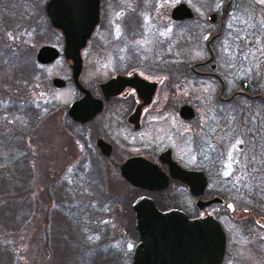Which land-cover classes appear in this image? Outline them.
<instances>
[{
    "label": "rangeland",
    "instance_id": "rangeland-1",
    "mask_svg": "<svg viewBox=\"0 0 264 264\" xmlns=\"http://www.w3.org/2000/svg\"><path fill=\"white\" fill-rule=\"evenodd\" d=\"M46 1L0 0V4H2L0 9V37L7 39L6 43H8V46L3 45V47L10 50V57H7L6 64L12 70L16 65L19 67L17 70L19 71L20 83H13L11 92L13 94L19 92L18 98L20 100L16 107L21 108L23 112L29 111V113L31 108L36 113L34 114L32 111L31 114L38 116L33 121H29L26 115L11 119L6 117L4 115L5 112L0 108V128L6 126L5 129L8 128L13 131L16 129V131L28 133L27 145L24 142V138V141L23 139H18V141L22 147L25 145L28 147L29 157H27L31 165L29 172L33 173L35 177L36 175L40 177L45 172L44 167H47V165L48 171L53 174V172L65 169L67 165L81 161L86 148L93 153L95 152L94 146L89 142L88 136L90 137V133L82 129L88 127L75 124L67 115L68 105L79 96L78 91L71 84L68 63L63 56L48 65H41L36 60V53L43 45L53 46L60 52H62L63 48L62 35L52 28L45 14L44 5ZM101 2L103 7L102 28L91 39L88 47L81 52L84 69L80 76V82L85 87L93 90L98 80H103L113 69L117 68L114 66V61L117 59L125 62L132 57L134 61L142 62L146 58V53L151 57L163 55L166 60L167 55L170 57L174 56L172 59L181 62L186 61L190 64L191 62L205 59L204 50L202 47L199 48V46H204L206 40L201 37L199 42L200 37H197V34L202 31L196 30L192 22L182 25L173 23L170 20V12L173 6L184 2L201 19L206 20L205 18L210 9L213 11L217 10L219 5L217 1L213 3V0H101ZM237 2L239 4L238 9L233 11V13L237 14V17H234L232 21L239 24V26L233 30L232 35L235 34L242 38L241 44L244 54L242 56L237 50L233 51V48L225 49L224 52L228 53L230 61L239 60L243 62V66L238 72L247 73L246 75L249 73V76H253L255 69L257 77L259 71L260 76L264 77V3H261L260 0H237ZM115 7L117 8L114 11ZM134 7L136 9L129 15V18H132L130 28L124 27V22L119 23L118 20L116 21L119 18L117 16L118 13L127 12V8ZM150 7H154L153 12ZM3 8L5 13L2 11ZM151 12L154 14L152 19L149 18L151 20L144 22L147 35L141 36L133 33L136 30H131L136 27V22L141 20V15L149 16ZM114 21L116 22L114 26H110ZM153 21H159L161 26L154 28ZM201 29L204 30L205 27L202 26ZM97 45L101 47L100 50H96ZM152 47H156L157 50L160 48V52L152 51L154 50ZM17 50L22 52L20 54L21 60L18 59ZM170 50L175 52V55H172ZM14 53L18 57H15ZM237 55H239L238 58ZM1 64L3 65L4 62ZM127 66V62L119 65L121 68ZM235 68L237 69V67ZM149 69L148 66L147 70ZM153 71L152 69L150 72ZM55 77L66 81L67 86L60 89L55 88L51 84V80ZM216 90L217 86L198 85L191 80L187 82L180 81L176 85V98L174 100L172 99L173 95L169 97L166 87L162 90V96H158L157 99H160L162 104L174 101L179 102L180 105L188 104L194 99L198 106L203 109L204 99L206 100L207 96ZM260 90L264 91V83ZM35 107H40L42 111L40 112ZM162 118L173 119L174 112L171 114H164L163 112L151 118L153 122L150 128H155V133H158V128H162L160 121ZM177 128H189V125L178 122ZM10 134V138L15 137L12 133ZM6 136L8 137V133ZM1 137L4 140L8 139L3 137L0 132V141L2 140ZM8 140L12 144L15 138ZM183 146L179 148V151L187 155L188 148L186 145ZM237 146L236 144L233 149H229V161L224 164V170L222 171L224 176L252 172L254 170L252 168L256 166V163H233L235 158H238ZM16 147L11 150L13 151L12 158H22L25 155L22 152L24 148ZM8 151H6L5 155L0 149V171L4 168L2 166L7 164L6 156H9ZM97 165L100 168L101 181L98 182V188L96 189V199H93L90 203L95 204V207L100 211L101 207L99 208L97 205L101 204L99 201L106 202L107 207L110 205L108 210L110 216L105 217L107 220H101L100 218V222L104 225L106 223L111 225L113 229L106 233L104 244H101V238L98 239L96 237L98 235H94V239L93 237L84 238L73 230V232L69 233V242L72 244H69V249L66 250V243L63 244V242L61 243V249L58 247L60 254L61 252H68L63 255L64 257L66 256L64 258L66 263L64 264H129L131 245L137 242L138 236L134 229L132 209L130 207L131 199H134L137 192L129 188L119 178L118 171L116 177L113 176V172H110V165L102 162L97 163ZM257 169L264 172V164L258 166ZM225 172L229 174L225 175ZM162 197L163 200H169L171 204L188 207V204H184L188 202L187 197L177 194V191L174 193L170 192ZM262 198L264 200V196ZM250 200L249 198H244L245 203L243 204L237 200L236 204L238 207L236 213H234L236 216H239V214L245 216L246 223L253 220L250 216L252 213L253 215L256 213L255 211L252 212L253 202ZM29 202L32 201L29 199ZM39 204L40 207L44 205L45 199L42 198ZM242 205L248 208L249 211L244 213ZM262 210L264 211V209ZM223 223L228 226L230 232L224 264H264V244H255V242H258V235L254 232L253 227L252 229H243L245 233H242L240 229L243 228V224L240 225L241 228L239 229L236 227L232 228L229 225L230 220L228 217L223 219ZM263 231L260 232L261 236H264ZM32 240L35 243H30L27 238L21 242L18 241L17 244L14 243L16 240L7 242L8 251H10L8 252L5 249L6 253L0 254L2 259L8 261L11 259L14 262L13 264H41L44 255L40 254L41 248L38 246L36 239ZM112 240L113 244L110 249L109 243ZM255 248L259 255L256 254L258 252L254 250ZM12 255L13 258H11Z\"/></svg>",
    "mask_w": 264,
    "mask_h": 264
},
{
    "label": "flooded vegetation",
    "instance_id": "flooded-vegetation-1",
    "mask_svg": "<svg viewBox=\"0 0 264 264\" xmlns=\"http://www.w3.org/2000/svg\"><path fill=\"white\" fill-rule=\"evenodd\" d=\"M215 1L219 4L217 10L210 9L206 20L201 19L184 2L180 3L186 4L191 10L192 18L175 21L170 12V20L173 23L182 25L192 22L196 30L202 31L197 34V37H200L199 42L201 37L206 40L204 46H199L204 50L205 59L202 61L190 64L186 61L172 59L174 56L167 55L166 60L163 55L151 57L147 53L142 62L134 61L132 57L126 58L125 62L117 59L114 61V66L117 68L113 69L103 80H98L96 87L92 90L80 82V76L84 69L82 60L79 82L90 92L100 110L85 123L73 122L79 126L88 127L82 129L90 133V137L86 136L94 146L95 152L86 148L82 158L92 161L97 168L99 177L101 174L97 163H106L110 165V172H113V176L116 177L118 171L119 178L129 188L137 192L134 199H131V209L136 199L148 197L154 201L159 211L175 209L185 213L189 219H202L211 216L217 220L225 235V251L221 263L224 264L230 237L229 228L223 223L224 218H229V225L232 228L239 229L243 224V228L240 229L242 233H245L243 229H252L253 227L254 232L258 235V242L255 244H264V236L260 235V232L264 230V211L262 210L264 209L262 198L264 196V172L257 169L258 166L264 164V91L260 90L264 83V77L260 76V71L257 77L255 69L253 76H249V73L246 75L247 73L238 72L242 68L243 62L229 60L228 53L224 52L225 49L233 48V51L237 50L242 56L244 54L242 38L235 34L232 35L233 30L239 26L232 21L234 17H237L233 11L238 9L239 4L237 0H213V3ZM116 8L113 10L115 11ZM127 9V12L117 14L119 18L116 21L124 22V27L130 28L132 18L130 19L129 15L136 7ZM141 10L142 8L140 14ZM150 10L153 12L154 7H150ZM152 12L149 16L142 14L141 20L136 22V27L131 31L136 30L137 32L133 33L141 36L147 35L144 22L152 19L154 15ZM102 14L103 7L100 0L99 22L81 52L88 47L91 39L102 28ZM115 23L114 21L110 26H114ZM153 24L154 28L161 26L159 21H153ZM202 26L205 27L204 30L201 29ZM100 49L101 47L97 45L96 50ZM152 49L157 53L160 48L157 50L156 47H152ZM170 52L175 55V52L171 50ZM238 57L239 55H237ZM66 62L70 68V62ZM126 62L128 63L127 67H119ZM148 66L149 70H147ZM152 69L154 71L150 72ZM117 77H123L125 80L121 81L120 85L102 88L103 84L117 79ZM190 80L198 85L217 86L214 93L205 97L203 109L194 99L188 104L181 105L174 101L162 104L161 100L157 99L158 96H162V90L166 87L169 97L173 95L172 99L174 100L176 85L180 81ZM70 81L79 94L72 100L73 102L80 99L82 94L72 82L71 70ZM182 107H187L183 111V115ZM186 110L188 117H185ZM163 112L164 114L174 112V118H162L160 120L162 128H158V133H155V128H150L153 122L151 118ZM178 122L184 125L188 124L189 128H177ZM236 144L238 145V158L236 157L233 163H256V168L253 167L252 172L224 176L222 171L224 164L229 161V149H233ZM183 145L188 148L187 155L179 151ZM136 158L142 159L143 163L146 162L157 167L158 179L162 180L163 177L166 179L165 189H157L158 182L149 184L154 189L141 188L132 185L122 177L121 166L128 160ZM170 163H175L188 172V184L182 180L186 178V175L172 176ZM178 176H180L179 179ZM175 191L177 194L187 197L188 202L183 203L188 204V207L171 204L166 199L163 200L162 196ZM244 198L251 199L250 201L253 202L252 212H256L250 216L253 220L247 223L242 214L234 215L238 207L237 200L243 204L245 203ZM207 202L211 203L205 206L204 204ZM242 207L244 213L249 211L244 205ZM132 217L135 229L133 210ZM138 241L139 238L131 245L129 264H131L132 253ZM254 250L257 251L256 248ZM256 254L259 255V252Z\"/></svg>",
    "mask_w": 264,
    "mask_h": 264
},
{
    "label": "trees",
    "instance_id": "trees-1",
    "mask_svg": "<svg viewBox=\"0 0 264 264\" xmlns=\"http://www.w3.org/2000/svg\"><path fill=\"white\" fill-rule=\"evenodd\" d=\"M4 10L3 8L2 11L4 12ZM6 42V38L0 37V61L4 62L3 65L0 62V108L5 112L4 115L11 119L26 115L29 121H33L38 116L31 114L33 111L31 108L29 113V111L23 112L21 108L16 107L20 100L19 92L13 94L11 89L13 83H20L17 70L19 67L16 65L12 70L6 64L7 57H10V50L3 47V45L8 46ZM21 53L20 50H17L16 54L19 57L15 53L14 55L21 60ZM35 108L42 111L40 107ZM33 113L36 114L34 111ZM2 127H4L0 128L2 136L7 137L8 133L7 138H15V141L11 144L8 139L4 140L2 137L0 141V149L5 155L9 150V156H6L7 164H4L2 166L4 168L0 171V254L6 253L5 249L8 251L7 242L11 240H16L14 243L17 244L18 241L21 242L25 238L30 243H35L32 239H36L41 248L40 254L44 255L41 264H64L66 256L63 255L68 252H61V255L58 247L61 249L63 242V244L66 243V250L69 249V244H71L69 233L73 230L84 238L93 237L94 239V235H98L96 237L101 238V244H104L106 233L113 227L107 223L105 225L101 223L100 218L107 220L105 217L110 216V212H108L110 205L107 207L106 202L99 201L101 204L97 205L99 208L101 207L100 211L95 207V204L90 203L96 199V189L98 182L101 181L92 161L83 158L81 161L67 165L61 171L53 172V174L48 171L47 165L44 167L45 172L40 177L38 175L35 177L33 173L29 172L31 165L28 159L29 150L26 146L29 138L28 133L16 131V129L14 131L5 129L6 126ZM10 133L15 137L10 138ZM18 139H23L26 145L22 147ZM14 144L19 148H24L22 152L25 155L22 158H12L13 151L11 150L16 147ZM42 198L45 199V204L40 207L39 203ZM29 199L32 202H29ZM109 244L111 249L113 240ZM13 263L11 259L4 260L0 255V264Z\"/></svg>",
    "mask_w": 264,
    "mask_h": 264
},
{
    "label": "water",
    "instance_id": "water-1",
    "mask_svg": "<svg viewBox=\"0 0 264 264\" xmlns=\"http://www.w3.org/2000/svg\"><path fill=\"white\" fill-rule=\"evenodd\" d=\"M99 10L100 0H47L44 5L45 14L52 28L62 35L63 48L60 52L53 46L43 45L36 53V60L41 65H48L62 55L70 62L72 82L82 97L69 105L67 115L79 123L89 121L100 110L90 92L79 82L82 70L81 50L86 46L99 22ZM171 17L175 21L189 19L192 18V12L186 4L180 3L172 9ZM123 80H125L123 77H117L103 84L102 88L120 85ZM51 84L60 89L65 87L66 82L55 77ZM185 109L187 107H182V115ZM185 117H188L187 110ZM141 160L136 158L125 162L121 166L122 177L141 188L154 189L149 184L158 182L157 189H165L166 179L165 177L162 180L158 179L157 167ZM170 170L172 176L186 175L182 180L189 183L188 172L178 165L170 163ZM132 210L139 241L134 247L131 264L222 263L225 235L220 223L211 216L189 219L179 210L162 212L148 197L136 199L132 204Z\"/></svg>",
    "mask_w": 264,
    "mask_h": 264
},
{
    "label": "snow or ice",
    "instance_id": "snow-or-ice-1",
    "mask_svg": "<svg viewBox=\"0 0 264 264\" xmlns=\"http://www.w3.org/2000/svg\"><path fill=\"white\" fill-rule=\"evenodd\" d=\"M261 3H264V0H260ZM237 143H240V141H237ZM229 173L228 172H225V175H228ZM231 207V205H230Z\"/></svg>",
    "mask_w": 264,
    "mask_h": 264
}]
</instances>
